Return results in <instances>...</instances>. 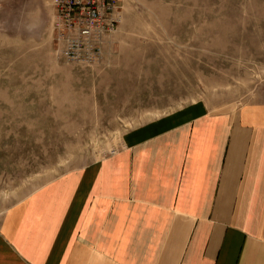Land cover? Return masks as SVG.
<instances>
[{"label":"rangeland","instance_id":"374dc122","mask_svg":"<svg viewBox=\"0 0 264 264\" xmlns=\"http://www.w3.org/2000/svg\"><path fill=\"white\" fill-rule=\"evenodd\" d=\"M58 3L0 0V221L130 133L264 100V0H122L94 66L58 51Z\"/></svg>","mask_w":264,"mask_h":264},{"label":"crops","instance_id":"0c3cea01","mask_svg":"<svg viewBox=\"0 0 264 264\" xmlns=\"http://www.w3.org/2000/svg\"><path fill=\"white\" fill-rule=\"evenodd\" d=\"M126 140L11 205L0 264H264V100Z\"/></svg>","mask_w":264,"mask_h":264},{"label":"built area","instance_id":"2783aa9c","mask_svg":"<svg viewBox=\"0 0 264 264\" xmlns=\"http://www.w3.org/2000/svg\"><path fill=\"white\" fill-rule=\"evenodd\" d=\"M55 44L67 62L101 63L107 39L117 29L122 0H58Z\"/></svg>","mask_w":264,"mask_h":264}]
</instances>
